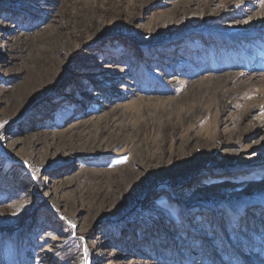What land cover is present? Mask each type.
Returning a JSON list of instances; mask_svg holds the SVG:
<instances>
[{"label": "rangeland", "instance_id": "rangeland-1", "mask_svg": "<svg viewBox=\"0 0 264 264\" xmlns=\"http://www.w3.org/2000/svg\"><path fill=\"white\" fill-rule=\"evenodd\" d=\"M0 264H264V0H0Z\"/></svg>", "mask_w": 264, "mask_h": 264}]
</instances>
